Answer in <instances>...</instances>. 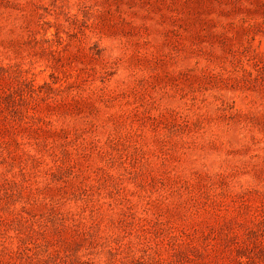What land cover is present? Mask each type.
Here are the masks:
<instances>
[{
    "label": "rangeland",
    "instance_id": "obj_1",
    "mask_svg": "<svg viewBox=\"0 0 264 264\" xmlns=\"http://www.w3.org/2000/svg\"><path fill=\"white\" fill-rule=\"evenodd\" d=\"M0 264H264V0H0Z\"/></svg>",
    "mask_w": 264,
    "mask_h": 264
}]
</instances>
